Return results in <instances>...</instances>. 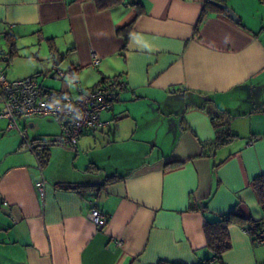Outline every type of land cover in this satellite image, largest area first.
Wrapping results in <instances>:
<instances>
[{"label": "crops", "instance_id": "crops-1", "mask_svg": "<svg viewBox=\"0 0 264 264\" xmlns=\"http://www.w3.org/2000/svg\"><path fill=\"white\" fill-rule=\"evenodd\" d=\"M212 1L99 9L94 0H0V71L9 79L34 76L43 87L51 79V89L73 92L51 76L57 66L73 69L83 88L126 82L100 126L74 146L50 148L41 170L37 152L0 117V264H264L248 224L228 226L219 257L203 232L234 208L264 226L252 186L264 173V3L218 0L239 21L210 7L196 31ZM130 23L125 40L119 29ZM218 111L236 137L216 146L210 114ZM22 121L24 131L34 127ZM93 206L105 225L87 218Z\"/></svg>", "mask_w": 264, "mask_h": 264}, {"label": "built area", "instance_id": "built-area-1", "mask_svg": "<svg viewBox=\"0 0 264 264\" xmlns=\"http://www.w3.org/2000/svg\"><path fill=\"white\" fill-rule=\"evenodd\" d=\"M98 62L99 57L93 54L92 64L96 65ZM51 76L67 85H73L74 91L43 87L34 76L9 79L0 71V117L7 119V130H16L30 149L32 143L25 139V131L19 125L20 120L35 116L53 117L61 125V134L53 142L74 146L82 134L92 133L100 126L102 113L112 107L126 87L124 80L114 77L83 88L71 68L54 66ZM41 168L39 163V169ZM45 183L43 178L36 182L39 192L43 193ZM86 216L99 227L107 222V218L94 206ZM252 241L255 245L264 244V226L252 237Z\"/></svg>", "mask_w": 264, "mask_h": 264}, {"label": "trees", "instance_id": "trees-1", "mask_svg": "<svg viewBox=\"0 0 264 264\" xmlns=\"http://www.w3.org/2000/svg\"><path fill=\"white\" fill-rule=\"evenodd\" d=\"M94 1H95L97 8L106 9L115 4L122 2L123 0H94ZM259 1L264 3V0H259ZM215 2L220 3L218 2V0H215ZM220 4L223 5V7L213 6L209 2L204 4L201 10V13L199 15L197 24H196V28H195L196 31L198 27L201 25V23L203 22L206 11L210 7H213L215 10L221 11V12H225L229 9L224 4L222 3ZM130 26H131V23L119 29V31H123L125 40H126V33L129 31ZM6 43L8 46L9 57L15 55L16 45H15V41L13 37L7 35ZM106 79L108 78H103L98 83H101L102 81ZM222 113L223 112L218 111L214 115L210 114L212 126L215 131V136L213 138V144L216 146L223 145L236 137V135L233 134L231 130L229 129V124H228L229 118L225 119L222 116ZM31 143H32V149L35 152H37V154L39 155L38 156L39 163L43 167L47 162L49 144H46L48 143L47 141L44 142L45 144H41L42 140H40L39 138H33L31 140ZM252 186L258 197L261 208L264 209V173L253 178ZM61 187L66 188V189H72V188H77L79 186L77 184H63L61 185ZM232 223H239L242 225L248 224L249 225L248 231L250 232L252 237L255 236L257 232L261 230L262 228L261 225L255 222H252L251 220L246 219L242 215V213L239 211L238 208H234L233 210H230L229 212L225 214H221L220 216H218L217 219L213 221H207L203 226V232L206 238L207 246L213 251L215 257H219L222 252L229 249L230 243H229V236H228L227 228ZM158 264H176V263L159 260Z\"/></svg>", "mask_w": 264, "mask_h": 264}, {"label": "rangeland", "instance_id": "rangeland-1", "mask_svg": "<svg viewBox=\"0 0 264 264\" xmlns=\"http://www.w3.org/2000/svg\"><path fill=\"white\" fill-rule=\"evenodd\" d=\"M22 44H26V43H22ZM0 56H1V54H0ZM47 83L48 84H43V85L46 87H50V88H55L56 87L55 85L58 84L55 81H52L51 79H49L47 81ZM29 122H33L34 127H27V129H25V137L27 138V140L31 141L33 138H39L40 140H42L41 144H45L44 142L47 141L48 143H46V144H49L48 145L49 150L52 147H58V146L66 147L65 145L55 143L52 141V140L56 139L61 134V125L56 119H54L53 117H49V116H45V117L35 116V117L28 118L27 123H29ZM19 125L22 128L25 127V123L22 120L19 121ZM14 131L16 134H18V132L16 130H14ZM4 135H6V134L0 132V138ZM18 136L21 138V136L19 134H18ZM21 140H22V138H21ZM50 141H52V142H50ZM4 143H5V140H4V142L2 141V146ZM67 147H69V146H67ZM29 150H31V149H29ZM50 156H51V153L48 152L47 161L49 160ZM52 158H54L58 161L64 160V156L60 152H54L52 155ZM34 160H36L35 162H37V165H38L39 160H37V156L34 157Z\"/></svg>", "mask_w": 264, "mask_h": 264}, {"label": "water", "instance_id": "water-1", "mask_svg": "<svg viewBox=\"0 0 264 264\" xmlns=\"http://www.w3.org/2000/svg\"><path fill=\"white\" fill-rule=\"evenodd\" d=\"M212 3L213 4H215V5H217V6H221V7H223V5H221L220 3H217V2H214V1H212ZM225 14L230 18V19H232L234 22H238L239 21V19H238V17H237V15L231 10V9H228L227 11H225Z\"/></svg>", "mask_w": 264, "mask_h": 264}]
</instances>
